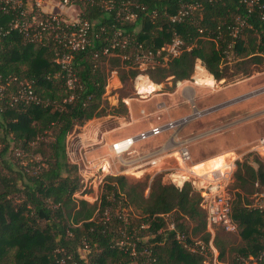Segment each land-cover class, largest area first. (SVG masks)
<instances>
[{
	"label": "trees",
	"instance_id": "trees-1",
	"mask_svg": "<svg viewBox=\"0 0 264 264\" xmlns=\"http://www.w3.org/2000/svg\"><path fill=\"white\" fill-rule=\"evenodd\" d=\"M100 1H74L79 17L90 21L100 34L89 46L72 53L70 68L75 79L71 87L66 84V70L55 60L54 42H30L17 31L0 36V88L4 87L0 96V264L139 263L145 256L135 259L130 254L133 243L137 250L151 249L153 264H210L203 254L184 247L175 231L167 228L170 221L165 214L171 212L176 216V231L184 233L189 242L200 240L209 247L211 233L201 190L194 187L192 178L177 186L162 181L166 171L143 181L111 174L105 176L99 198L89 202L74 195L82 179L77 164L67 159L66 136L74 127L106 114L103 94L113 69L120 70L121 81L145 71L155 84L168 76L174 81L188 79L200 60L207 78L219 80L229 70L224 64L230 53L235 71L248 75L244 63H259L264 58V8L260 5L264 1L190 0L201 6L176 23L170 22L169 15L176 12L178 0H137L145 10L133 22L117 20L114 11L104 10ZM237 15L245 19V25L234 39L230 27ZM7 19L0 15V25ZM117 29L130 35L129 46L104 53ZM173 31L180 34L183 46L165 63L143 69L122 59V54L139 45L160 48ZM27 84L35 101L18 97ZM124 106L120 101L110 110L119 113ZM10 148L16 157L39 158L35 168L32 162L11 165L4 158ZM231 179V218L240 241L232 247L234 253L226 264H264V254L260 256L263 215L254 208L253 197H247L252 193L264 196V162L255 154L251 159L235 160ZM117 202L128 208L125 217L119 209L113 212ZM211 242L217 258L223 260L227 255L224 243L216 237Z\"/></svg>",
	"mask_w": 264,
	"mask_h": 264
},
{
	"label": "rangeland",
	"instance_id": "rangeland-1",
	"mask_svg": "<svg viewBox=\"0 0 264 264\" xmlns=\"http://www.w3.org/2000/svg\"><path fill=\"white\" fill-rule=\"evenodd\" d=\"M41 4L45 9L59 10L56 8L57 5L55 6L54 3L47 0H41ZM64 11L67 14H75L73 9H66ZM224 65H227L229 70L223 78L219 80L214 79L212 86H199L195 83V73L197 74L200 71L199 68L204 69L201 61L196 60L193 73L188 79L174 81L172 76H168L161 82L155 83L158 87L155 91H151V93L141 92L138 88V84L143 83L144 77L147 80L150 79L144 73L145 71L140 70L134 78L121 81L118 76V71L120 72V70L113 69L109 72L103 94V98L107 103L106 114L89 119L92 122L87 120L84 124L89 121L90 128L96 130L95 132L99 135L100 140L104 132L108 131L105 134L104 141L110 140V136L114 135L110 134V132L112 133L116 126L120 127L129 124L127 123L129 112L126 100L132 99L130 103L134 107L133 116L135 122L132 125L126 126V128L134 129L140 126L144 127L150 122L159 124L168 120H175L180 127L179 131L172 139L167 141L165 146L185 143L191 156L186 164L192 166L196 173L201 174L203 172L200 168L197 170L195 165L205 162L208 158L220 154H233L234 165L232 168L222 171L225 177L221 182L227 183V191L231 193L233 189L230 187L232 181L230 175L235 167V160L241 161L246 157L251 159L255 154L264 162V149L258 143L260 138H264V131H262L264 130V58L259 63H244V68L249 70L248 75L243 74V70L235 71L234 67L236 63L232 58H228V62H225ZM179 82L184 84H180ZM179 86L182 87V92H177L174 95L175 88ZM120 101L124 103V108H121L119 113L111 112V107H118ZM77 131H79V128L74 127L66 136V142L68 141L69 144L68 149H66V152L68 150L67 159L77 164L78 173L82 179L81 187L74 194L76 197H82L89 202L96 201L99 198L105 176L107 175L124 174L128 179L133 181L149 180L152 176L150 173H147L144 176L138 177L140 173L134 174L131 170L125 172L123 169L127 163L123 162L122 158L119 161L121 160L123 164L117 158H113L118 169L112 167V170L108 171L106 165L103 168H98L99 163L97 160L98 158L101 159L102 152L101 154H97L98 150L95 149V146L101 142H92L89 146L85 144L86 148L81 145L79 146L77 144ZM164 135L163 142L165 143L170 135V130L164 132ZM143 142H137L134 147ZM2 146L3 143L0 142V148ZM175 149H178V147ZM253 151H257L259 154ZM123 156L124 160L131 157L126 153ZM4 158L14 166L26 165V163L32 162L31 166L34 168L36 162L39 160V158L29 157L27 154L23 158L16 157L11 148ZM176 160L178 161L176 154H171V157H167V162ZM207 173L209 174V170L204 174ZM204 174L200 177L201 182L197 184V186L199 185L198 187H202L206 183ZM208 174L207 176L209 177ZM162 181L172 182L175 185L178 184L176 177L168 175V173L163 174ZM147 193L148 188L144 190V194L146 195ZM255 194L252 193L251 195H247V197H253L255 201L261 199V195ZM122 208L121 203L117 202V204H114L113 212H117L118 209L121 211ZM108 209L110 210L109 207ZM125 209L128 211V208L125 207ZM125 213L127 214V212ZM165 216L168 221H173L176 218L171 212L165 214ZM208 231L211 233L210 241L213 237H216L221 243H224L223 245L227 249V255L224 256L223 260L217 258V251L215 250L216 258L213 259L214 262L212 261L214 252H212V255L209 256L210 264H226V262L231 260L230 258L234 253L232 247L239 244L238 232L226 231L219 225H211ZM199 235H201V232L196 236Z\"/></svg>",
	"mask_w": 264,
	"mask_h": 264
},
{
	"label": "built area",
	"instance_id": "built-area-1",
	"mask_svg": "<svg viewBox=\"0 0 264 264\" xmlns=\"http://www.w3.org/2000/svg\"><path fill=\"white\" fill-rule=\"evenodd\" d=\"M47 1L54 3L55 6L57 5L56 8L59 10L45 9L41 4V0H0V15L8 16V19L4 24L0 25V36L10 31H17L30 42H54L55 60L64 70H66V84L71 87L75 79V77L72 76L73 74L70 68L72 53L89 46L92 40L98 37L100 33L93 29V24L90 21L79 17V11H77L78 9L74 4L75 0ZM88 1L91 3L94 2V0ZM258 1L259 0H249V3H257ZM100 2L104 10L114 11L115 18L121 22H133L138 17L139 12L145 10V6L137 0H101ZM260 5L264 8L263 4ZM199 6H201V4L194 1L178 0V8L176 12L169 15L170 22L176 23L183 21L186 17L190 16L194 10L199 8ZM66 9H73L75 14H67L64 11ZM152 13L155 15L156 11L153 10ZM261 18H264V12H262ZM244 25L245 19L240 15H237L234 24L230 27V34L234 39L240 36ZM100 29L103 30L102 27ZM129 44L130 35L117 29L103 48V52L110 53L116 48L128 47ZM182 46V37L176 31H173L169 42L164 44V46L152 50L139 45L133 52L122 54V59L127 63H137L141 67L147 65H159L166 62L169 58L177 56L180 53ZM233 57L234 54L229 53L227 55V58ZM3 88L4 87L1 86L0 96ZM18 97L24 99L26 102L36 100L29 84L22 89V92ZM18 97L15 96L14 99L17 100ZM179 128L180 127L175 120L153 124L135 134L114 140L110 144V148L115 157L121 159L123 154L130 152L137 142L146 141L147 139L157 137L167 130H170V135L165 143L163 142L157 148L165 149L173 147L172 149L177 150V155L180 161L187 163L191 156L185 143L180 145L173 144L168 147L165 146L166 142L178 133ZM258 143L264 149V138H260ZM177 147L178 149H175ZM19 154V151H16V155ZM202 174L204 173L199 174V176H202ZM207 174H204L206 183L199 188L202 195V206L206 212L207 228L210 230L211 225H219L226 231H235L236 224L231 218V197L227 191V183H221L225 175L220 170L209 171L208 178ZM260 198L261 199L255 202L254 208L263 215L262 229L264 231V196L261 195ZM125 212L126 210L123 208L121 214L124 217L126 216ZM142 227H145V225H142ZM167 228L175 231L176 239L181 242L184 247L192 252L203 254L207 263H210L209 256L214 252L212 258V261L214 262L213 259L216 258V249L211 241L209 242V247L200 240L189 242L184 233L175 230L173 221L168 223ZM121 244L125 245V241L122 240ZM84 249L86 250V248ZM85 250H82L81 253L83 254ZM208 251H211L210 255L208 254ZM130 254L133 255L135 259H138L140 254L145 256L139 263L137 262L133 264H153L155 261L152 251L148 246L142 247V250H137L133 243L130 247ZM263 254L264 240L260 256ZM249 259L253 258L250 257ZM61 262L64 263L65 261L61 260Z\"/></svg>",
	"mask_w": 264,
	"mask_h": 264
},
{
	"label": "crops",
	"instance_id": "crops-1",
	"mask_svg": "<svg viewBox=\"0 0 264 264\" xmlns=\"http://www.w3.org/2000/svg\"><path fill=\"white\" fill-rule=\"evenodd\" d=\"M205 70H206V68H205ZM179 83L184 84L182 82H179ZM177 92H182V87H180V86L176 87L173 94L175 95V94H177ZM138 93H140V92L138 91ZM130 100H132V99L126 100V104L128 106V112H129V116H128L129 120L127 121V123H129L128 125H130V124L132 125L135 122V118L133 116L134 107H132ZM89 121L92 122L91 120H89ZM89 121L86 124L82 125L81 127H78L79 131H77V133H76V136L78 138L77 144H79V146L80 145L84 146L85 144H86V146H89L92 142H101L95 146V149L98 150L97 154H101V152H102L101 159L98 158V160H97L99 163L98 168H103L106 165L108 171L109 170L111 171L112 167L115 169L116 168L118 169V167H116V163H114V161H113V158H116V157L110 148V144L116 139L122 138V137L127 136V135L135 134L136 132L143 130V129H146L149 126L154 124V123L150 122L149 124H147L144 127L140 126V127L134 128V129L128 128V127L126 128V126H128V125L120 126V127L116 126L114 128V130L112 131V133L110 132V134H114V135L110 136L111 139L108 141H104V137H106L105 134L108 133V131L104 132V135H103V137H101L102 139L100 140L99 135L95 132L96 130H92L90 128L91 126H90ZM163 135H164V133L157 136L159 139L157 137H154L153 138L154 140H152V139L147 140V141H144L143 143L136 145V147L133 146L132 149L130 150V152L126 153L128 156H131V157H129V159H127L125 161L124 156H122L123 162L127 163L123 170L125 172L130 171V170H132L135 173L138 172V173H140V175H138V177L144 176L147 173H150L151 175H153L155 172H158V171H166V173H168V175H173L176 177V179L178 178L177 179L178 184L176 183L177 186H181V184L183 183V181L185 179L192 178L193 179L192 180L193 185L195 186V188L199 189L200 187H198L199 185L197 186V184L201 182V178H200L201 176H199V173H196L195 169L192 166H188L185 162L180 161V159L178 158V155H177V150L172 149L173 147L172 148H165V149L159 148L160 150L157 148L163 143V141H164L163 139H164V136L166 135V133L164 136ZM68 145L69 144L67 141L66 142V149H68ZM149 146H151V147H149ZM84 148H86V147L84 146ZM99 151H100V153H98ZM67 153H68V150H67ZM151 154H153V155H151ZM171 154H176L178 161L176 160V161H168L167 162V157H171ZM221 155L222 154H220L218 156H221ZM159 157H161V158H159ZM211 158L212 157H210L208 159H211ZM123 162H121V164H123ZM84 165H85V163H84ZM233 165H234V163L232 160V166ZM130 167H131V169L129 170ZM208 230H209V228H208Z\"/></svg>",
	"mask_w": 264,
	"mask_h": 264
},
{
	"label": "bare ground",
	"instance_id": "bare-ground-1",
	"mask_svg": "<svg viewBox=\"0 0 264 264\" xmlns=\"http://www.w3.org/2000/svg\"><path fill=\"white\" fill-rule=\"evenodd\" d=\"M200 66V65H199ZM200 71L196 74L195 73V83L197 85H205V86H212L214 84L213 80H210L207 78L206 74L204 73L202 68H199ZM196 72V70H195ZM144 77V76H143ZM143 83L138 84V88L141 92L151 93V91H155L157 89V85L154 83H151L149 80H147L146 77L143 78ZM204 87V86H203ZM209 88V87H208ZM212 89V88H211ZM207 90V89H206ZM203 91V90H202ZM208 93V92H207ZM264 131V130H262ZM158 138V137H157ZM90 139V138H89ZM159 139V138H158ZM93 140V139H92ZM154 140V139H152ZM226 142V141H225ZM152 143V142H151ZM154 143V142H153ZM159 143V142H158ZM167 143V142H166ZM171 143V142H169ZM168 146V145H167ZM146 147V146H145ZM151 147V146H149ZM159 149V148H158ZM97 150V149H96ZM153 150V149H152ZM160 150V149H159ZM100 152V151H99ZM167 154V153H166ZM153 155V154H151ZM165 155V154H164ZM162 156V155H161ZM158 158V157H157ZM161 158V157H159ZM234 159L233 154H227V155H221V156H214L211 159L205 160V162H200L201 164L195 165L196 169L199 168L202 170L203 173L206 171H212V170H220L223 171L228 170L232 168V160ZM119 160V159H118ZM126 161V160H125ZM121 162V161H119ZM143 162V161H142ZM152 162V161H151ZM107 164V163H106ZM140 164V163H139ZM131 167L129 168V170ZM132 171V170H131ZM140 171V170H139ZM142 171V170H141ZM144 172V171H143ZM135 173V172H132ZM136 174H139L138 172ZM195 174V173H194ZM228 175V174H227ZM208 177V176H207ZM178 179V178H177ZM182 180V179H181ZM180 181V180H179ZM204 182V181H203Z\"/></svg>",
	"mask_w": 264,
	"mask_h": 264
}]
</instances>
